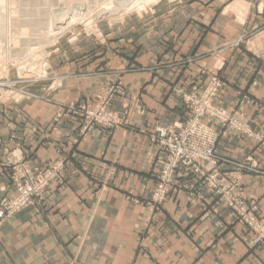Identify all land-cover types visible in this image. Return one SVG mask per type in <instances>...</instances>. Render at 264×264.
<instances>
[{"label": "crops", "instance_id": "0c3cea01", "mask_svg": "<svg viewBox=\"0 0 264 264\" xmlns=\"http://www.w3.org/2000/svg\"><path fill=\"white\" fill-rule=\"evenodd\" d=\"M153 12L155 23L139 20L60 65L46 100L0 104V201L12 193L8 163L59 162L66 173L2 225L0 264H264L253 230L192 178L150 203L158 152L148 136L191 116L178 88L202 93L218 80L214 103L236 120H208L220 130L217 172L239 181L264 225V0H178ZM106 97L126 125L81 135L68 106Z\"/></svg>", "mask_w": 264, "mask_h": 264}, {"label": "rangeland", "instance_id": "374dc122", "mask_svg": "<svg viewBox=\"0 0 264 264\" xmlns=\"http://www.w3.org/2000/svg\"><path fill=\"white\" fill-rule=\"evenodd\" d=\"M176 1L178 0H157L154 4L149 5L148 0H0V104L46 100V90L58 85L59 81L54 77L58 74L60 65L79 60L85 56L84 53L89 50L86 49L90 48L93 42L102 44L107 36L115 34L129 25H137L139 20L143 24L145 21L155 23L152 21V17H156L153 12L155 7L161 3ZM59 22L61 24H58ZM218 86L219 81L215 80L210 82L202 93H199L195 87L190 90L184 88L177 90L184 94L185 104L190 107L191 116L187 120L194 117V110L203 105L205 95L213 93V97H209V103L214 110L203 112L205 114H202L201 122L199 121L200 124L196 126L194 138L196 142L200 143L203 136L201 133L205 129L201 127H209L208 130L216 135V150L220 130L208 126V120L210 122H226L228 126H233L236 120L230 118L226 112H221L220 108L215 109L218 108L214 103ZM192 97L195 99L190 101ZM74 106L79 109L81 107L70 104L69 109ZM106 107L108 106L106 105ZM108 113L114 115L121 123L120 125H126L125 119L116 116L113 112L108 111ZM215 113V117L210 116ZM77 118L80 124L82 119L78 116ZM156 130L149 131L148 136L154 135ZM236 130L244 136H247L249 131L246 127ZM216 150L215 154L219 156ZM57 163L59 162L54 164ZM220 163L207 164V170L219 168ZM8 165L13 169L6 172L12 193L10 196L2 198L0 210L4 203L15 200L20 188H25L30 181L39 178L44 173H46V177L60 174L62 178L53 181L52 184L65 183L66 180L65 172H45L46 167L51 166L49 164H34V167L14 163H8ZM232 167L234 168V165ZM236 168L244 171L240 165ZM152 173L155 178L157 172ZM210 173L215 176L211 182L218 184V172ZM229 181L232 184L233 180ZM47 192L48 190L39 198L33 199L28 207L44 200ZM20 212L2 220L0 229L6 221Z\"/></svg>", "mask_w": 264, "mask_h": 264}, {"label": "built area", "instance_id": "2783aa9c", "mask_svg": "<svg viewBox=\"0 0 264 264\" xmlns=\"http://www.w3.org/2000/svg\"><path fill=\"white\" fill-rule=\"evenodd\" d=\"M207 97V98H206ZM209 97H213V93H207L204 98L203 105L194 110L195 116L186 120L179 126H169L166 128H158L156 133L149 137L150 142L156 147L158 156L156 158V186L151 198L153 206H161L176 189H181L179 180L182 178H192L197 186L202 190L211 192L215 198L228 207L234 214V217L243 221L256 234V245L264 244V225L258 222L254 215L248 210L246 199L239 190V182L232 181L225 174L218 172V184L211 182L212 176L210 172L217 173L218 168L207 170V164L211 162L220 163L222 157L215 154L216 135L209 127L205 128L202 139L195 141L196 126L200 124V118L204 111L213 109L209 103ZM111 98L106 97L100 100L98 107L81 106L80 109L70 108V113H76L81 120V135L96 128L113 129L120 126L121 123L108 113L107 107ZM194 100L195 97L190 99ZM71 107V106H70ZM190 109V107H189ZM218 110V108H215ZM214 110V109H213ZM208 115V114H207ZM215 114L210 116H215ZM200 121V122H199ZM45 172H64L63 164H49ZM215 166V165H214ZM239 166V165H238ZM237 166V167H238ZM242 169H247L241 166ZM241 171V170H240ZM60 174L49 175L42 174L39 178L30 181L25 188H20L17 192L15 200L4 203L0 210V222L17 212L24 210L30 205L35 198H39L55 180H60Z\"/></svg>", "mask_w": 264, "mask_h": 264}, {"label": "bare ground", "instance_id": "6f19581e", "mask_svg": "<svg viewBox=\"0 0 264 264\" xmlns=\"http://www.w3.org/2000/svg\"><path fill=\"white\" fill-rule=\"evenodd\" d=\"M157 0H148V3H149V5L150 4H154L155 2H156ZM109 14H111V13H109ZM58 24H61V22H59ZM213 79V78H212ZM215 117V116H214ZM259 139V138H258ZM261 141V140H260ZM22 165V164H21ZM154 186V185H153Z\"/></svg>", "mask_w": 264, "mask_h": 264}]
</instances>
